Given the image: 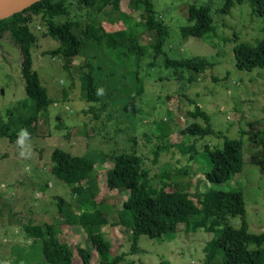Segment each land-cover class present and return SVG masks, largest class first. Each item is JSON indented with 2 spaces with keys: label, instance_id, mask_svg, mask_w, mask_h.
<instances>
[{
  "label": "rangeland",
  "instance_id": "obj_1",
  "mask_svg": "<svg viewBox=\"0 0 264 264\" xmlns=\"http://www.w3.org/2000/svg\"><path fill=\"white\" fill-rule=\"evenodd\" d=\"M150 1L168 32L153 67L147 66L149 55L137 63L128 55L118 60L105 43L109 33L132 26L141 44H151L150 31L134 0H119V11L129 16L124 20L111 7L98 13L79 5L77 0L50 7L48 18L53 28L72 34L82 45L83 55L74 57L69 72L63 69L60 56L45 54L58 48L59 40L48 35L40 16L31 17L30 30L37 38L31 48L32 68L51 103L29 124L24 121L34 113L33 102L24 90L21 53L8 34L0 40V126L5 121L20 135L11 140L0 137V264H46L39 253V243L25 232L27 225L45 221L55 224L56 236L72 248L79 245L89 249L88 264H98L93 243L82 227L62 225L58 205L60 200L73 201V185L51 173L50 156L55 148L71 155L76 180L100 164L95 169L96 192L102 199L98 208L108 219L101 229L102 240L112 244V253H125L134 264H203V248L217 237L220 227L212 232H192L180 225L175 235L161 240L141 236L137 252H130L128 234L117 224L116 215L128 193L106 186L113 175L109 155L124 151L127 135L136 137L137 153L150 175L167 172L168 181H174L176 173L185 169L179 182L195 201L209 189L240 191L248 232L264 231V68L239 69L233 53L236 45H255L264 36V16L254 13L248 1L234 5L227 13L220 11L225 0ZM191 5L208 6L214 33L201 39L182 37V28L192 24L188 20ZM194 56L207 58L211 65L200 69L192 82L188 81V71L177 80L174 70L164 66L166 57L181 60ZM89 57L94 66L116 72L110 76L105 70L96 73L103 107L96 104L97 110L90 113L80 79L81 68L88 69ZM134 72L144 80L139 99L129 79ZM134 96L136 112L129 115L123 103ZM196 104L208 114L212 134L197 137L182 132L194 121L205 125L202 117L194 120L188 116ZM22 132L27 135L22 137ZM237 142L242 148L241 172L221 185L206 180L205 173L210 169L207 152L230 149ZM187 146L188 152L184 153ZM192 153L194 157L188 160ZM153 185L159 187V178ZM229 223L237 228L240 220L231 218ZM73 264H81L77 254Z\"/></svg>",
  "mask_w": 264,
  "mask_h": 264
},
{
  "label": "trees",
  "instance_id": "obj_2",
  "mask_svg": "<svg viewBox=\"0 0 264 264\" xmlns=\"http://www.w3.org/2000/svg\"><path fill=\"white\" fill-rule=\"evenodd\" d=\"M248 1L254 13L264 16V0H225L221 12L227 13L234 5ZM66 0H41L26 9L0 19V40L8 34L18 46L21 53V75L24 79V90L29 100L33 102V115L24 121L25 124L34 122L38 113L45 111L51 103L47 91L40 84L39 76L32 68L31 48L37 38L30 30L29 23L32 16H40L47 28L48 35L56 37L61 43L52 51L45 52L52 56H60L63 59V69L69 72L74 57L83 55L82 45L75 41L74 36L66 34L60 29L53 28L48 18L51 6H64ZM78 4L88 9L102 13L107 7L118 12L120 20L129 16L120 12L119 0H77ZM136 9L143 14L144 25L150 31V45L139 42L132 26L127 30H115L108 34L106 45L113 49L117 59L123 60L124 56L137 61L149 55L148 67H153L154 60L162 53V46L168 36L167 27L153 10L150 0H134ZM190 26L182 28V37L205 38L215 32V24L210 15V9L205 5H191L188 12ZM136 24H134L135 26ZM235 65L239 69L251 71L254 68H264V36L253 44H239L233 48ZM88 69L81 68L80 79L85 94V101L90 103L89 113L94 112L95 105L103 107L102 92L97 88L98 77L103 70L101 65L94 66L90 57L86 61ZM211 65L210 61L201 56L188 59L175 60L168 57L164 60L167 69H173L177 80L182 78L184 71L191 73L188 81L195 79L197 72ZM193 72V73H192ZM116 72H109L108 76ZM127 77V76H125ZM128 78V77H127ZM134 83V94L141 98L144 91L142 77L137 72L129 75ZM136 98L129 97L123 103L124 110L132 115L136 112ZM188 116L194 120L202 117L205 125L194 121L186 126L182 132L197 137L212 134L209 116L197 104L193 111H188ZM95 117L97 114L95 113ZM109 117V115H108ZM0 126V137H8L10 140L20 137L14 130L5 124ZM126 147L122 152H111L109 157L113 160V175L106 182L109 190L119 193L127 192L128 197L116 210L118 222L128 234L130 252L136 253L141 236L149 239L161 240L163 236H173L180 225L189 227L192 232L203 230L215 231L220 227L216 238L207 242L203 248V264H264V231L260 233L248 232V224L245 220L246 209L243 195L240 191L228 192L209 189L199 194L193 200L185 187L179 182L185 169L176 173L174 181H168L170 175L163 172L160 175H150L143 166L141 156L137 153L136 137H126ZM183 148V147H182ZM188 146L183 149L188 152ZM102 155V154H99ZM210 169L205 173V178L211 183L221 185L229 182L232 177L241 172L243 167L241 143L237 142L230 149H216L207 152ZM194 157L190 155L188 160ZM51 173L63 182L73 185V201L64 203L60 200L59 214L63 219L62 225H79L93 243L98 264H134L126 258L125 253H112V244L103 241L102 227L108 224L107 215L98 205L102 199L97 195L95 185V169L100 167L96 161L95 169L85 172L77 180L74 179L71 155L59 148L51 153ZM101 158V157H100ZM159 178V187L153 185V181ZM186 191H185V190ZM65 204L67 208L63 205ZM71 207L73 210H71ZM238 218L240 225L233 228L229 221ZM55 224L45 221L40 224H29L25 227L27 235L39 243V253L46 264H73L75 255L80 258L81 264H88L91 256L90 250L75 245L74 248L66 241L59 239L54 231Z\"/></svg>",
  "mask_w": 264,
  "mask_h": 264
},
{
  "label": "water",
  "instance_id": "obj_3",
  "mask_svg": "<svg viewBox=\"0 0 264 264\" xmlns=\"http://www.w3.org/2000/svg\"><path fill=\"white\" fill-rule=\"evenodd\" d=\"M41 0H0V19L18 13Z\"/></svg>",
  "mask_w": 264,
  "mask_h": 264
},
{
  "label": "clouds",
  "instance_id": "obj_4",
  "mask_svg": "<svg viewBox=\"0 0 264 264\" xmlns=\"http://www.w3.org/2000/svg\"><path fill=\"white\" fill-rule=\"evenodd\" d=\"M21 135H22V137H23V136H26V135H27V133H26V132H22V134H21ZM20 143H23V139H21V140H20Z\"/></svg>",
  "mask_w": 264,
  "mask_h": 264
}]
</instances>
